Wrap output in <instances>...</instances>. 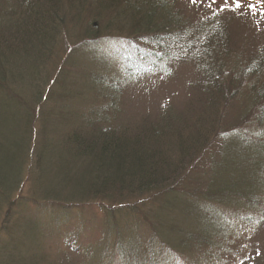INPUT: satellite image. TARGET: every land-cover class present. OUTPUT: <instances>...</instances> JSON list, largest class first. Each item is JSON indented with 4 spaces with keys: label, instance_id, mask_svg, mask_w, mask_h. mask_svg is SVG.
<instances>
[{
    "label": "trees",
    "instance_id": "obj_1",
    "mask_svg": "<svg viewBox=\"0 0 264 264\" xmlns=\"http://www.w3.org/2000/svg\"><path fill=\"white\" fill-rule=\"evenodd\" d=\"M175 2L177 0H0V212L4 207L6 216L0 223V264H55L45 262L48 255L43 251L39 253V246L33 248V243L38 245L41 236L40 227V232H37L35 226L42 221H33L14 211V208L22 207L20 200L13 202V197L23 184L26 164L29 172L33 168L30 188L33 189L34 201L48 204L60 212L56 222L65 219L72 209L61 204L96 200L114 204L119 201L116 209L122 211L124 202L135 200L134 209L138 211L139 203V206L149 203L151 208L155 207L153 215L156 214V222L150 223L154 224L153 232L156 234L161 223L158 213L165 210L170 216L174 215L189 205L186 200L193 203L204 200L216 206L235 202L243 208L254 203L255 209L262 207L260 216L250 213L239 216L232 236L215 234L214 229L201 235L189 232L179 243L182 241V245L193 249L203 250L201 248L206 246L210 247L209 252H222L224 258L216 259L221 263L222 259L227 264L235 263L232 254L237 256L241 253L240 264H264V246L257 241L264 234V200L248 193L244 186L249 178L258 179L259 173L264 171L263 147L244 156L246 161L239 162L246 167L242 179L211 184L210 177L204 191L186 187L196 164L202 162L207 166V159L217 155L211 150L213 139L224 141L222 138L229 133L227 129H218L222 112L215 101L206 100L201 113L179 112L181 109H168L165 105L157 115L148 111L140 122H133L131 118L137 117L130 118L117 104L116 92L122 89L124 80L133 82L155 75L148 70L151 62H147V58L150 57H136L138 63L127 66L122 76L108 79L110 76L107 74L92 70L108 63V53L80 44L65 56L61 62L64 66L61 64L56 79H49L48 67L61 51L57 45L63 33L84 19L92 23L85 40L96 42L101 37L97 28L101 27L102 31L112 24L121 32L128 31L129 39L136 38L141 47L160 44L159 49L167 53L161 58L164 61L162 72L166 73V61L174 58L177 48L188 50L189 46L185 35L190 31L184 29L185 24ZM239 12L243 14L245 11ZM255 13L250 17L263 19L261 13ZM230 23L231 18H225L211 24L206 35L209 39L205 40L201 53L193 57L203 61L205 66H214L226 57L235 58L241 65V57L247 54V48L238 47L237 51L230 53H227L228 48H223V45H229L224 36ZM174 48L175 52H171ZM150 51L155 53L157 49ZM260 52L258 58L264 49ZM87 57L93 66L87 65ZM255 58L249 57L246 70L244 67L248 62L243 64L245 75L262 74L260 69L264 66V56L259 60ZM210 71L204 70L198 81L193 75L194 81L190 86L198 88L204 82L217 86L214 78L218 74L211 78ZM252 84L249 89L254 94V104L258 105L264 101V82L256 81L255 87ZM239 91L235 88L234 98ZM100 97L105 101L104 105L97 103ZM224 101L223 97L219 99V107ZM154 116H158L157 121ZM222 116L224 118V113ZM204 123L211 129L207 136H204L206 131L202 133L204 128L201 124ZM207 167L208 174L212 176L215 166L209 164ZM150 214L152 217V211ZM207 214L211 217V213ZM205 219L203 217L201 221ZM205 223L209 225L208 221ZM212 223L222 230L219 222L212 220ZM170 228L174 241L178 235L184 234L176 224H171ZM260 230L261 234L258 233ZM18 235H29L27 244L19 243ZM251 239L253 244L249 249L245 244ZM160 243L161 240L158 245ZM20 247L29 250L30 256L22 263H16L10 255ZM161 248L165 254L172 250L164 244ZM125 255L128 256L126 251ZM127 262H131L129 257Z\"/></svg>",
    "mask_w": 264,
    "mask_h": 264
},
{
    "label": "rangeland",
    "instance_id": "obj_2",
    "mask_svg": "<svg viewBox=\"0 0 264 264\" xmlns=\"http://www.w3.org/2000/svg\"><path fill=\"white\" fill-rule=\"evenodd\" d=\"M175 3V7L181 14L182 21L185 24L184 29H188L189 34H192L185 35L186 43L189 44L187 46L188 50L191 51L186 48H182L183 50L177 48V53L173 55L174 58L168 62L166 61L168 67L166 73L162 72L164 61L161 58L167 53H163L164 50L159 49L160 44L151 43L141 47L136 38L134 40L129 39L131 35L128 31L121 32L112 24L110 28H104L102 31L100 30L101 27L97 28V31L101 33V37L96 42L85 40L89 36L88 27L92 26L91 21L85 19L80 20L78 26L68 27L65 30L61 42L57 45V48L59 47L61 51L57 52L56 57L48 67L47 73L51 81L55 80L59 75L61 62L67 54H70L71 50L75 49L78 44L84 45L86 48L90 46L89 49L93 46L97 51L108 53L107 58L109 60L107 62L109 64L93 67L92 70L107 74L110 76L108 79L115 78L118 75L122 76V71L127 66L131 67L130 65L138 60L136 57L140 59L150 57L147 58V62H151L148 65V70H152L151 73L157 75V79L153 75L152 78L151 76H144L133 82H125L124 80L121 84V88L124 90L121 89L116 92L117 104L122 107L130 118H138H131L133 122H140L143 114L148 111H152L154 115H157L159 110H164L165 105L168 106V109L172 107L181 109L178 110L179 112L186 110L187 113L194 111L201 113L205 108H202V106L206 100L215 101L218 110L222 112V114L219 112L221 114L219 119L221 126L218 129H227L229 133L222 138L225 139L224 141L215 138L211 143V150L217 152L215 158L209 157L207 159L208 165L215 166L212 176L208 174V165L198 162L197 167L195 166L192 169L186 184V187L191 190L204 191L210 177L211 184H216L219 181L225 182V180L231 181L235 178L242 179L246 167L245 164L239 162L241 160L246 161L247 158L244 156L253 153L257 148L263 147L264 150V101L255 105V97H252L254 94L249 89L251 87L249 85L253 83L252 86L255 87L258 80L264 82V66L260 69V72H262L260 76L259 73L245 75L242 70L243 64L248 62L251 55L258 60L264 56L263 52L259 58L257 57L261 49H264V17L262 19L258 15L260 19L255 18L256 20H254L252 17L256 13H251L252 9L248 7L249 4L253 5L255 12L258 11L264 16V0H242L243 6L239 10H244L243 14L239 10L238 12L225 10L218 15H214V10H218L224 5V0H216L215 3H212V0H196L195 3L192 0H177ZM228 4L231 6L232 0H228ZM215 18L216 20L212 21ZM220 18H231L229 30L226 31L224 36L225 41H229V45H223V48L229 49L227 53L237 51L238 47L239 49L244 47L248 49L247 54L241 57L243 62L241 65L235 58L226 57L218 60L214 66L209 64L205 66L203 61H198L193 57L194 54L201 53L200 49L205 45V40L209 39L206 36L208 35L207 29L211 27V24L221 20ZM188 36L190 37L188 38ZM204 37L205 39H203ZM146 47L149 48L146 49ZM153 49H157V52L150 51ZM170 51L175 52V48ZM91 64L90 57H87V65ZM62 66L64 65L62 64ZM67 66L66 69H68ZM247 66H249V62L244 70L247 69ZM204 70H211L209 72L211 78L215 73L219 75V78L218 75L214 78L217 86H210L204 82L201 86H197L198 88L196 86L191 87L190 85L194 81L193 75L198 81L200 75L204 74ZM174 71L175 76L173 75ZM172 75L173 77L169 79ZM162 78H168L169 80H162ZM235 88L240 89V91L234 98ZM105 90L107 91V89ZM222 97L226 101L219 107L218 102ZM97 103L104 105L105 101L100 97ZM154 117L157 121L158 116ZM201 126L204 128L202 133L206 131L204 136H207L211 130L208 128L209 125L204 123ZM24 170L25 172L22 175L23 184H20L19 192L13 197V202L20 200L21 203L19 201L18 204H22V207L19 206L20 209L18 210L14 208V211L15 214H22L25 218H30L33 221H42L37 222L38 225L35 226L37 232H40V227L42 233L40 232L38 245L33 243V248L36 249L39 246V253L43 251L48 255L46 263L51 261L55 264H227L223 259L221 260L223 263L216 260L223 255H221L222 252L219 253L213 250L209 252L210 247L206 246L201 248L205 251L193 249L194 247L189 245H182V241L179 243L180 239L187 237L189 232L201 235L209 231L212 232L213 229L215 234L223 233L232 236L234 227L238 224L239 216L248 213L260 216L262 208L256 207L255 209L254 203L243 208L240 204L237 206L235 202L216 206V204H210L204 200L196 203L186 200L189 205L183 206L182 210L176 208L180 211H177L174 215L170 216L165 210L158 213L161 226L158 225L159 231L155 234L153 232L154 224L150 223V221L156 222V214L153 215L155 207L151 208L152 204L144 203L145 207L144 205L139 206V203L140 210L138 211L137 208L134 209L137 202L130 200L124 202L122 204L124 209L121 208L122 211H119L116 209L119 201L110 204L109 202L96 200L84 203L61 204L72 209L65 219L56 222L60 212L54 210L55 208L53 209L48 204H40L34 201L33 189L30 188L33 168L29 172L26 164ZM244 186L248 193L257 197L260 196L264 200L262 195L264 192V171L259 173L258 179L249 178ZM244 186L242 185V187ZM78 207L80 208L77 209ZM195 208H198L197 212H194ZM3 210L4 207L0 212L1 224L4 217H6ZM207 213H211V217ZM203 217L206 219L201 221ZM52 218H54L53 223ZM211 218L222 225L221 231L212 223ZM205 221H208V226H206ZM171 224L179 226V231L184 233L181 236L178 235L175 241L172 228H170ZM261 232L262 230L258 233L261 234ZM28 238L29 235L17 236V240L21 244H27ZM159 240L162 241L160 245H158ZM257 241L264 246V234L260 235ZM163 244L168 245L169 249H172L171 252L165 254V251L161 248ZM251 244H253L252 239L248 244H245V247L251 249ZM232 249L233 246L230 247L231 251H233ZM125 251L128 256L125 255ZM41 254L40 258H42ZM29 256V250L20 247L12 252L10 259H13L16 263H22ZM212 256L217 257L213 258ZM128 257L131 262H127ZM222 258L224 257L222 256ZM242 258L241 253L237 256L232 254V260L235 263L230 264H240Z\"/></svg>",
    "mask_w": 264,
    "mask_h": 264
},
{
    "label": "snow or ice",
    "instance_id": "obj_3",
    "mask_svg": "<svg viewBox=\"0 0 264 264\" xmlns=\"http://www.w3.org/2000/svg\"><path fill=\"white\" fill-rule=\"evenodd\" d=\"M193 3L196 2V0H192ZM216 0H212V3H215ZM242 0H232V5L230 6L228 4V0H224V5H222L218 10H214V15H218L220 12H223L225 10L232 11V12H238V10L242 7ZM211 7V5H209ZM248 7H250L255 13V8L253 5L249 4Z\"/></svg>",
    "mask_w": 264,
    "mask_h": 264
}]
</instances>
